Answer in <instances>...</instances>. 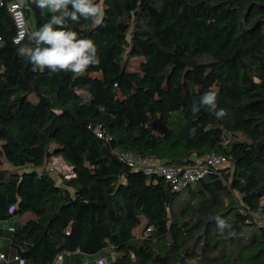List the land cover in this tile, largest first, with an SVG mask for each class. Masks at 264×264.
<instances>
[{
	"label": "trees",
	"instance_id": "1",
	"mask_svg": "<svg viewBox=\"0 0 264 264\" xmlns=\"http://www.w3.org/2000/svg\"><path fill=\"white\" fill-rule=\"evenodd\" d=\"M16 1L0 0V221L19 217L12 249L29 264L74 252L107 264H264V0H93L99 24L22 0L35 30L28 21L15 43ZM52 16L65 21L53 30L93 41L98 64L32 71L17 49L35 47ZM116 151L178 166L217 153L229 166L175 190ZM57 155L75 171L61 183L45 167Z\"/></svg>",
	"mask_w": 264,
	"mask_h": 264
},
{
	"label": "clouds",
	"instance_id": "2",
	"mask_svg": "<svg viewBox=\"0 0 264 264\" xmlns=\"http://www.w3.org/2000/svg\"><path fill=\"white\" fill-rule=\"evenodd\" d=\"M32 3L38 4L41 9L45 8L46 4L51 5L52 11L63 7L65 11L62 16H71L73 21L83 16L93 19L96 24L101 23L102 9L93 0H32ZM68 4H73L76 11L69 12L66 8ZM53 24L64 25L65 21L61 17L52 16L49 23L32 33L30 39L35 47L21 46L17 49L18 54L32 64V71L42 72L47 68L51 72L69 70L80 75L89 66L99 63L97 49L92 40L77 39L76 32L65 30L64 27L53 30ZM215 100L214 92L204 95L205 103H213ZM214 108L216 109V105ZM225 114L222 109L215 112L217 118H222ZM2 258L0 256V259Z\"/></svg>",
	"mask_w": 264,
	"mask_h": 264
},
{
	"label": "built area",
	"instance_id": "3",
	"mask_svg": "<svg viewBox=\"0 0 264 264\" xmlns=\"http://www.w3.org/2000/svg\"><path fill=\"white\" fill-rule=\"evenodd\" d=\"M22 3V0H17L16 2L12 3L9 7L10 11L12 12L16 27V35L14 36L15 43L21 42L31 33L30 28L28 26L27 17L22 9ZM96 132L99 137L105 136L104 131L100 127L96 129ZM116 152L121 158L128 161V163L136 170L143 171L147 175H159L164 177L175 190H180L189 183H193L204 177H208L212 172L217 169L229 166V159L225 155L217 153L205 154L201 159L196 160V162L192 165L178 166L162 162L161 160L153 156H144L140 154H134L132 152ZM58 159L63 158L59 157ZM63 162L64 164H59V167L62 170L61 173L63 177L70 178L75 176L73 166L67 164L65 161ZM53 163L55 164V162ZM10 211H13V208H10ZM18 220L19 217L13 215L8 221L16 222ZM8 229L10 231L15 230V228L10 225L8 226ZM8 243L9 253L8 251L3 250L5 242L4 238L1 236L0 221V256L3 257L2 259H0V264H21V262H23V264H29L22 256H20L16 251H14V249H12V247L10 246V240ZM62 258L63 254H58L54 260V264H58L62 260ZM94 263L107 264L108 260L104 256L97 255L94 260ZM85 264L89 263L87 262Z\"/></svg>",
	"mask_w": 264,
	"mask_h": 264
},
{
	"label": "rangeland",
	"instance_id": "4",
	"mask_svg": "<svg viewBox=\"0 0 264 264\" xmlns=\"http://www.w3.org/2000/svg\"><path fill=\"white\" fill-rule=\"evenodd\" d=\"M50 9H51V5H47L44 8V10L46 12H48ZM28 21H30V23H31L32 30H35V20H34V17L33 16H30ZM140 62H141V59L140 58H133V59H131L130 64H129L130 69H137V67L139 66ZM59 157L60 156L57 155V156H52L51 158H49V160L47 161L45 167H46V169L51 170L50 172L55 177V179L57 180V182L58 183H61L62 182V179L64 177H63V175L61 173L62 170L60 169L59 164H64V162H63L64 160L63 159H58ZM53 162H55V164ZM50 167H53V168H50ZM9 229H11V228H9ZM4 237L7 240L8 236H4ZM3 250L4 251L7 250L8 253H9V245L7 244V242L4 244V249Z\"/></svg>",
	"mask_w": 264,
	"mask_h": 264
},
{
	"label": "crops",
	"instance_id": "5",
	"mask_svg": "<svg viewBox=\"0 0 264 264\" xmlns=\"http://www.w3.org/2000/svg\"><path fill=\"white\" fill-rule=\"evenodd\" d=\"M47 6V4H46ZM17 222V221H16ZM16 222H1V236L4 238V242L9 245V238H10V232L8 230V226H12L14 228L17 227L18 223ZM4 236H8L7 240ZM7 251V250H6ZM103 256H105L104 254H102ZM97 255L94 256H86L85 254L79 253V252H74V253H65L63 255L62 260L58 263V264H85V263H89V264H94V260L96 258Z\"/></svg>",
	"mask_w": 264,
	"mask_h": 264
}]
</instances>
